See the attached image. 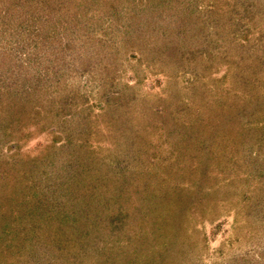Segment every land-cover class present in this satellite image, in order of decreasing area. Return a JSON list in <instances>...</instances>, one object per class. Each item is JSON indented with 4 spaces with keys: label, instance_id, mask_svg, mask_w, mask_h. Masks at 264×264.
Returning a JSON list of instances; mask_svg holds the SVG:
<instances>
[{
    "label": "rangeland",
    "instance_id": "obj_1",
    "mask_svg": "<svg viewBox=\"0 0 264 264\" xmlns=\"http://www.w3.org/2000/svg\"><path fill=\"white\" fill-rule=\"evenodd\" d=\"M0 264H264V0H0Z\"/></svg>",
    "mask_w": 264,
    "mask_h": 264
}]
</instances>
